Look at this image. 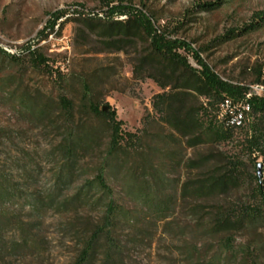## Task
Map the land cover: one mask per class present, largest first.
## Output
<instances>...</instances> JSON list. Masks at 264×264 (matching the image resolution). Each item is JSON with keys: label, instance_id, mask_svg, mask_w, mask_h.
<instances>
[{"label": "rangeland", "instance_id": "obj_1", "mask_svg": "<svg viewBox=\"0 0 264 264\" xmlns=\"http://www.w3.org/2000/svg\"><path fill=\"white\" fill-rule=\"evenodd\" d=\"M211 1L215 0H125V3L155 18L154 25L159 30H166L170 37L184 42L186 46L179 52L195 68H209L219 82L251 88L263 86L264 95V83H258L259 75L264 79V28L227 42L222 40L230 30H241L255 21L256 13L264 11V0H236L214 12L197 9L198 4ZM61 10L68 15L58 22L55 31L47 30L50 13ZM88 18L100 23H88ZM123 18L120 14L110 16L102 0H0V165L18 175L20 165L40 164L41 181L37 187L46 189L52 175L48 154L60 138L53 134L50 125L30 117L18 103L24 97L55 100L65 92L78 105L81 92L88 85L96 101L117 112L124 130L137 132L147 127V142L161 145L155 162L173 180L168 192L174 197L184 182L219 167L211 161L199 169H190L189 160L215 151L239 162L243 181L238 188L199 200L178 196L177 209L170 218L141 212L138 223L122 226L121 234L128 243L127 264H194L196 255L203 259V264H210L219 250L220 238L225 235H214L206 228L211 225L213 208L253 203L257 184L264 186V153L251 152L247 142L259 115H254L251 125L237 130L229 141L188 146L187 139L179 137L163 122L154 108L156 95L169 92L170 88H162L146 72L136 73L137 59L149 46L146 40L139 39L122 50L107 45L103 23ZM28 45L41 49L48 59L47 68L33 65ZM200 100L207 103L204 97ZM77 116L80 120L81 115ZM261 128L264 130V125ZM89 160L87 157L82 163ZM259 163L263 164V170L262 179L257 181ZM119 202L130 209L140 208L128 196ZM11 209L25 222L31 220L29 208ZM80 216L50 211L37 233L40 242H29L31 247L15 258V264H71L78 250L76 232L82 228ZM70 223H75V228ZM254 240H264V228L237 232L234 248L217 264H254L243 251Z\"/></svg>", "mask_w": 264, "mask_h": 264}, {"label": "trees", "instance_id": "obj_2", "mask_svg": "<svg viewBox=\"0 0 264 264\" xmlns=\"http://www.w3.org/2000/svg\"><path fill=\"white\" fill-rule=\"evenodd\" d=\"M234 1L204 2L198 4L197 9L214 12ZM102 2L108 7L110 16L120 14L124 17L103 23L107 45L122 50L139 39L148 43V49L137 59L136 73L146 72L162 88H170L169 92L156 95L154 108L163 122L179 137L187 139L188 146L219 145L229 141L237 130L251 125L254 115H259L258 122L252 126L254 133L248 136L247 142L251 152L264 153V130L261 128L264 125V95L254 94L247 98L252 90L250 86L219 82L209 68L200 70L192 66L179 52L185 48L184 42L170 37L166 30H159L154 25L155 18L126 4L125 0ZM67 15L63 10L51 12L46 29L55 31L58 22ZM86 21L100 23L94 18ZM263 28L264 11L256 13L255 21L241 30H230L222 40L227 42ZM26 49L36 68L48 67V59L39 47L28 45ZM199 63L204 65L201 60ZM258 83H264L261 75ZM201 97L207 99L206 104L201 102ZM226 99L232 104L222 113ZM246 104L249 110L245 109ZM18 105L30 117L50 125L60 140L48 154L52 175L44 190L37 187L41 181L40 164L20 165L18 175L0 165V264H15V258L31 247L29 242H40L37 233L50 211L59 215H82V228L76 232L78 250L71 264H127L128 243L121 234L122 226L138 223L141 212L160 213L168 219L175 214L178 196L184 200L187 197L199 200L225 194L242 184L239 162L223 152L212 151L189 160L187 166L199 169L215 161L219 167L210 174L184 182L174 197L168 192L173 180L155 162L161 145L147 142V127L137 132L124 130V122L117 118V112L109 105L105 110L88 85L84 86L78 105L65 92L55 100L24 97ZM238 112L244 113L241 114L243 125L231 126L230 118ZM97 153H100L98 157ZM87 157L89 162L83 164L82 160ZM29 160L34 161L32 157ZM255 178L258 181L259 177ZM71 190L73 192L69 193ZM253 194V203L213 208L211 225L206 228L214 235H225L220 238L219 250L210 264H217L234 248L237 232L264 228V186L260 182ZM123 196L132 198L140 208L130 209L121 204ZM163 205L166 208H162ZM11 208H29L31 220L25 222ZM70 225L75 228L76 224ZM243 251L254 264H264V240H254ZM193 261L194 264L204 263L197 255Z\"/></svg>", "mask_w": 264, "mask_h": 264}, {"label": "built area", "instance_id": "obj_3", "mask_svg": "<svg viewBox=\"0 0 264 264\" xmlns=\"http://www.w3.org/2000/svg\"><path fill=\"white\" fill-rule=\"evenodd\" d=\"M6 50H8V48H6ZM10 51H14V50H10ZM252 90L250 91V93L247 95V98H250L252 95H262L261 93V89H263V86H254L253 88H251ZM231 101L229 99H226L224 101V103L222 104V113H225L227 110L230 109L231 107ZM245 109L249 110V105L246 104L245 105ZM241 114H244L243 112H238L237 114H235L234 116H232L230 118V125L231 126H238L241 125ZM223 115V114H222Z\"/></svg>", "mask_w": 264, "mask_h": 264}, {"label": "water", "instance_id": "obj_4", "mask_svg": "<svg viewBox=\"0 0 264 264\" xmlns=\"http://www.w3.org/2000/svg\"><path fill=\"white\" fill-rule=\"evenodd\" d=\"M104 108H105V110H107V107H104ZM262 170H263V164L259 163L258 164V177L260 180L262 179Z\"/></svg>", "mask_w": 264, "mask_h": 264}, {"label": "bare ground", "instance_id": "obj_5", "mask_svg": "<svg viewBox=\"0 0 264 264\" xmlns=\"http://www.w3.org/2000/svg\"><path fill=\"white\" fill-rule=\"evenodd\" d=\"M243 116L241 115V125H243ZM241 125H238V126H241Z\"/></svg>", "mask_w": 264, "mask_h": 264}]
</instances>
